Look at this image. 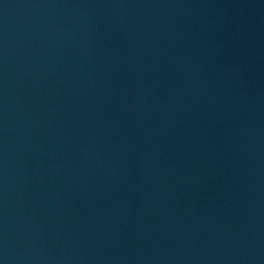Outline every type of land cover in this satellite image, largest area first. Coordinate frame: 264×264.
<instances>
[{"label": "water", "instance_id": "obj_1", "mask_svg": "<svg viewBox=\"0 0 264 264\" xmlns=\"http://www.w3.org/2000/svg\"><path fill=\"white\" fill-rule=\"evenodd\" d=\"M0 264H264V0H0Z\"/></svg>", "mask_w": 264, "mask_h": 264}]
</instances>
